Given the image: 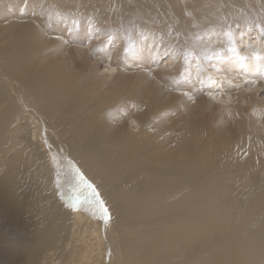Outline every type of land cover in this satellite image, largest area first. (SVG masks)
<instances>
[{
	"label": "bare ground",
	"instance_id": "bare-ground-1",
	"mask_svg": "<svg viewBox=\"0 0 264 264\" xmlns=\"http://www.w3.org/2000/svg\"><path fill=\"white\" fill-rule=\"evenodd\" d=\"M141 1L145 18L153 11L179 18L185 6L215 8L213 0ZM110 6L111 0H0V264H124L125 257L139 264L142 235L150 259L172 250L181 255L197 243L214 252L195 264H258L264 220L238 245L215 251L233 235L235 215L244 220L264 211V192L241 205L248 160L259 157H248L253 96L224 84L237 74L209 82L199 61L193 77L174 54L167 73L149 71L172 52L163 43L156 49L158 39L128 53L118 34L109 60V32L99 24L113 21ZM194 21H187L192 30ZM251 54L263 76L264 56L255 47ZM246 64L236 59L232 68ZM256 81L250 83L264 88ZM77 170L104 201L107 224ZM76 202L77 210L69 207Z\"/></svg>",
	"mask_w": 264,
	"mask_h": 264
},
{
	"label": "rangeland",
	"instance_id": "rangeland-1",
	"mask_svg": "<svg viewBox=\"0 0 264 264\" xmlns=\"http://www.w3.org/2000/svg\"><path fill=\"white\" fill-rule=\"evenodd\" d=\"M179 1L182 3H187L188 1L191 2L190 0H184L185 2H183L182 0ZM212 3L215 8L217 6L216 9L215 8L212 9V4H205V6L204 5L201 6L202 8H204V11L207 13L206 16L205 15L202 16V13L204 14V11L202 9L200 10L199 8H197L196 10H194L193 8L190 9L189 6H185V8L183 7L182 9L183 11L181 12L183 15L179 13L178 15L179 18L169 19L167 17L165 18L156 17V15L159 14L158 11H153L151 13L152 15L150 14L147 18H145V16H143V13H145L143 11L145 9V4L141 0L140 1L111 0V6L110 8H108L109 10L107 9L106 12H108L109 15L110 14L112 15L113 21L104 24L101 23L99 24V27L104 29L106 32H109L107 34L108 39L106 41L107 43L109 42V46H108V50L110 53L108 54L109 60L112 59L113 54L117 53V51L116 52L113 51L115 48H117L119 44V40H117V35L119 34L122 36V39L124 40V49L128 53L132 52V50L142 45L141 41L147 39H148L147 41H153L155 39H156L155 41L159 40L158 41L159 44L158 46H156V49L162 45L161 43H163L165 44L166 48L172 51L168 56L164 58L162 62L161 60L163 59V57L162 54L160 53L161 59L158 60L156 64H152V65L148 64L149 71H154L156 73H167L169 69H166L165 65L167 63H168L167 66L175 64V61L170 62V60L172 61L171 55L174 54L176 58H182V62L185 63L186 66L185 73L188 72V74L193 77L195 76L193 71L194 69L197 68L199 61H201V65L203 69L202 74L205 76L206 73H208L207 75L209 82H212L216 78H218L217 75L215 76V74H220V75L226 74V76H228V74L231 73L237 74L235 77L230 76L228 82L223 81L224 84L233 86L234 87L233 89L235 90L236 93L243 94L242 91H246V93L248 92L249 96H253L252 103H249L250 105L248 106V108H251L250 114L253 116L252 119H254V121L258 117L261 118L256 122H254L251 119H248V130H250V132L248 131V157H251L254 153L257 154L259 157H257L258 160L254 163L248 160V181L244 179L242 181L243 184H241L242 190L244 189L243 193L241 194L242 195L241 205L244 206L245 204H248L249 200L254 199V194H262L264 192V158H262V156L259 154V153H262V155L264 154V150H263L264 122H261L264 121V88L257 89L255 88V86H253L250 83V80L253 79V80H257L256 82H261L264 85V75L261 76L260 68L256 69L254 68V64L252 65L250 63L253 60V58L251 57L252 47L259 49V52L264 56V0H213ZM119 5L121 6L119 7ZM162 9H163V5L158 7V10L160 12H162ZM193 11L194 14L192 16ZM192 17L198 20L193 22L194 23L193 28L195 30H192V27L187 24L188 19L190 20ZM170 21H172L174 24ZM132 23L135 25L133 26ZM131 26L132 28L135 29H132ZM154 29L160 30L163 33V35H159L158 32L156 33V31L158 30H154ZM93 30L94 28H91V31ZM196 31H198L197 36L194 35V32ZM187 32L190 35L189 37H194L193 39H191L193 41V43L191 44H190L191 41L188 38H186ZM152 35L155 38H153ZM92 37L93 38L92 40H90V42L92 44L97 43L98 41L97 37H94L93 35ZM233 49H235V52H233V54H231L229 57L225 56V53L228 50H233ZM246 49H248V51L250 52L245 53ZM175 50H177L176 53ZM218 56L221 57V61H226L229 64L226 66L218 65L220 64L217 62V58L219 59ZM255 58H257V56ZM120 59L121 58L118 57L117 61L119 62ZM236 59H239L243 64H246V62H248V64H246L248 66L245 67L246 69L240 68L241 70L239 71L237 69H233L232 66ZM219 66L221 67L218 68ZM222 68H224L229 72H222L221 71ZM204 69H208L206 73L204 72ZM102 72L103 70L100 69V75L103 74ZM245 78H248V80H246ZM242 79H245L243 83L240 82ZM216 80L217 82L221 81L220 79H216ZM219 87L220 85L216 84L215 89H219ZM194 97L195 99H197L198 96H194ZM248 101H249V97H248ZM173 118L174 117H171V119ZM135 131L137 130L132 128H130L129 130V132L131 133ZM256 138H258V141L261 146L256 144ZM133 176L135 179L136 177H139L141 175L138 176L133 175ZM76 183L75 185L78 186V183L77 184ZM114 188H116V183L112 185V190ZM82 199L85 203H87V200L84 196ZM90 202H92V200H90ZM239 212L240 211H238V214ZM263 220H264V211L257 212L252 218L250 219L246 218L244 220H241L240 216L235 215L234 229L232 231L233 235L231 236L232 233H230L228 235L229 237L228 236L226 237L227 239L228 238L229 239L226 240L224 244L220 245L221 248L219 246V248L215 251H218L220 249L222 250L223 246L227 247L229 244L238 245L239 241L237 242V240L243 239L251 231H254L253 233H255V231L259 229L258 226ZM143 229L142 227H139L138 231L139 232L144 231ZM233 238L236 240V242L233 241L234 240ZM145 239L146 236L142 235V240L144 242ZM262 239H264V237L261 238V240ZM144 242H143L144 245L142 246L143 248L139 250V254H138L139 260L141 262L139 264H142L143 263L142 261L147 262V258L149 256L147 253V249H145ZM260 242L261 244H264L262 243V241H259L258 239L256 241V244H258L259 246ZM194 245L193 248L187 251L188 253L180 249L181 255H178L179 254L178 251L172 250V252L167 255L163 254V255H157L155 258H151V259L148 258V261L151 260L150 264H156L153 261H157V259L159 264H172V263L178 264V262L182 264L183 263L188 264L189 263L188 260H190L192 263L195 264V262L201 263V261H203L208 254L214 252L213 249H209L206 252L205 251L202 252L201 245L199 244H197L196 246ZM159 246L162 247V242H160ZM191 251L194 252L195 254L192 253ZM237 251L238 248L235 249L236 253ZM199 253L201 257L199 256ZM144 255L147 257H145ZM259 256L260 257H258L259 260L258 264H264V262H262L263 255H259ZM164 257H167V260ZM177 258L178 261L174 260ZM123 263L133 264V263H138V261H136L135 259L125 257Z\"/></svg>",
	"mask_w": 264,
	"mask_h": 264
},
{
	"label": "snow or ice",
	"instance_id": "snow-or-ice-1",
	"mask_svg": "<svg viewBox=\"0 0 264 264\" xmlns=\"http://www.w3.org/2000/svg\"><path fill=\"white\" fill-rule=\"evenodd\" d=\"M77 173L79 175L80 181L85 184V186L91 190L92 195L95 197V204L98 206V210H99V216L102 220H104V222L107 224L110 216H109V211L107 209V207L104 204V201L100 199L99 193L96 191L95 187L89 183L88 181H86L83 177L82 174L79 173V171L77 170ZM77 203H73L71 205H69V207H71L73 210H77Z\"/></svg>",
	"mask_w": 264,
	"mask_h": 264
}]
</instances>
